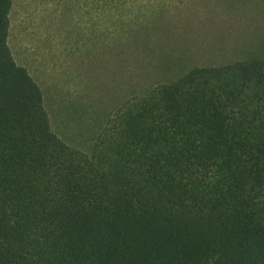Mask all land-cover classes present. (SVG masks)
<instances>
[{"label": "trees", "instance_id": "obj_1", "mask_svg": "<svg viewBox=\"0 0 264 264\" xmlns=\"http://www.w3.org/2000/svg\"><path fill=\"white\" fill-rule=\"evenodd\" d=\"M74 2L104 41L169 33V0ZM13 3L0 0V264H264V57L128 98L86 155L13 56Z\"/></svg>", "mask_w": 264, "mask_h": 264}, {"label": "rangeland", "instance_id": "obj_2", "mask_svg": "<svg viewBox=\"0 0 264 264\" xmlns=\"http://www.w3.org/2000/svg\"><path fill=\"white\" fill-rule=\"evenodd\" d=\"M150 4L145 15L153 21L159 10ZM81 10L74 0H14L9 46L42 88L52 130L86 155L128 98L194 65L264 57V0H169V33L154 23L149 47L126 34L95 38L104 24L93 27Z\"/></svg>", "mask_w": 264, "mask_h": 264}]
</instances>
